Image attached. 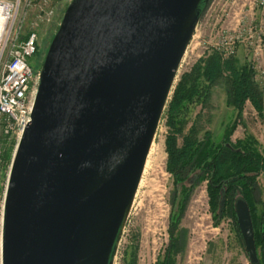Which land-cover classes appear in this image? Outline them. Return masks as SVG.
<instances>
[{"label":"water","instance_id":"1","mask_svg":"<svg viewBox=\"0 0 264 264\" xmlns=\"http://www.w3.org/2000/svg\"><path fill=\"white\" fill-rule=\"evenodd\" d=\"M204 1L74 0L11 161L1 264L108 261ZM234 212L249 262L257 264L241 197Z\"/></svg>","mask_w":264,"mask_h":264},{"label":"rangeland","instance_id":"2","mask_svg":"<svg viewBox=\"0 0 264 264\" xmlns=\"http://www.w3.org/2000/svg\"><path fill=\"white\" fill-rule=\"evenodd\" d=\"M46 1L47 7L52 11L50 18L48 20L40 18L39 1H35L26 10L23 27V34L32 31L37 35L36 53L27 59L35 77L44 65L64 15L74 2V0ZM250 19L255 23L262 22L264 29V10L259 6L258 0H205L203 7L195 11L179 60L178 72L156 125L139 184L106 264H156L157 260L163 257L169 244V224L178 216V208L184 197L181 185L178 188L179 194L174 197L173 179L165 169L164 141L168 129L163 113L181 75L189 72L198 60L211 54L212 46L222 35L223 39L230 34L239 36V42L231 57L235 59L237 67H241L245 62L252 65L255 82L262 92L263 117H260L249 103H246L241 117H237L236 110L227 104L225 86L220 82L211 88L205 103L189 107L185 116L184 133H187L191 126H195L200 140L207 132L210 141L217 144L222 140L226 128L235 122L236 128L231 136V142L252 136L258 142L259 150L264 151V38L262 56L256 60L249 46L251 42H256V38L249 39L245 31ZM226 42L224 40L223 44ZM221 58L228 59L222 56ZM14 141L3 136L0 131V238L4 194L15 149ZM178 143L180 144V139ZM10 149V161L4 163L1 160L2 155ZM257 184L260 200L264 204V173L258 176ZM205 185L206 183H201L194 187L183 202V211L175 233L179 241L173 255L174 264H250L244 242L238 237L233 220L226 216L214 225ZM183 186L187 188L189 183L185 182ZM173 202L176 206L174 214L171 213Z\"/></svg>","mask_w":264,"mask_h":264},{"label":"trees","instance_id":"3","mask_svg":"<svg viewBox=\"0 0 264 264\" xmlns=\"http://www.w3.org/2000/svg\"><path fill=\"white\" fill-rule=\"evenodd\" d=\"M201 3L200 8L203 7ZM264 38V37H263ZM255 72L250 62L241 67L236 66L233 57L222 59L217 52H212L204 59L198 60L189 72L181 75L175 84L165 111L168 133L165 137L166 172L173 179L174 197L184 191L178 216L169 224V244L162 258L156 264H174L179 238L175 235L185 200L194 187L206 183L208 206L214 225L229 216L234 223L238 237L242 240L237 226L234 202L241 197L248 206L253 228V240L258 255L257 264H264V204L260 200L257 178L264 173V151L259 150L258 142L252 136L231 142L236 128H226L222 140L215 144L206 132L203 139L198 138L195 126L184 133L185 116L193 104H203L208 99L210 90L217 83L225 86L227 104L241 117L246 103L263 117L262 92L255 79ZM180 139V144L178 140ZM11 149L2 155L1 160L8 163ZM189 183L184 188V183ZM175 200V198H174ZM222 204V206H221ZM175 203L171 204L174 214Z\"/></svg>","mask_w":264,"mask_h":264},{"label":"built area","instance_id":"4","mask_svg":"<svg viewBox=\"0 0 264 264\" xmlns=\"http://www.w3.org/2000/svg\"><path fill=\"white\" fill-rule=\"evenodd\" d=\"M35 1H39L40 18L48 20L52 11L47 7L46 0L42 3L41 0H0V131L6 138L15 140V149L30 123L39 85V74L35 77L27 63V59L36 53L37 35L32 31L23 34L26 10ZM258 4L264 10V0H258ZM245 31L249 39L256 38V42H251L249 46L258 60L263 52L262 22L255 23L250 19ZM225 37H220L211 52L229 58L234 54L239 36L230 34ZM224 40L226 44H223Z\"/></svg>","mask_w":264,"mask_h":264},{"label":"bare ground","instance_id":"5","mask_svg":"<svg viewBox=\"0 0 264 264\" xmlns=\"http://www.w3.org/2000/svg\"><path fill=\"white\" fill-rule=\"evenodd\" d=\"M190 20H191V18H189V19L186 21V25H185V27L189 24ZM178 67H179V62H178V64H177V67H176V70H175V74H176L177 71H178ZM174 81H175V75H174V77H173V79H172V82H171V85H170V89H169V91H168V95H169L170 92H171V89H172V87H173V83H174ZM167 98H168V96H167ZM167 98H166V101H167ZM152 139H153V137H152ZM151 143H152V140H151V142H150V145H149V148H148V151H147V154H146V157H145L144 163H143L142 170H143V168H144V166H145V162H146V158H147L148 152H150L149 150H150V147H151ZM141 173H142V171H141ZM140 176H141V174H140ZM139 180H140V178H139ZM139 180H138V182H137L136 188H137V186H138V184H139ZM135 191H136V189H135ZM135 191H134V192H135ZM133 196H134V195H133ZM133 196H132V199H133ZM132 199H131V201H130V203L128 204V207H127V209H126L125 217H126V214H127L128 208H129L130 205H131ZM125 217H124V218H125ZM0 260H1V238H0ZM106 263H107V262H106ZM106 263H105V264H106ZM0 264H1V262H0Z\"/></svg>","mask_w":264,"mask_h":264}]
</instances>
